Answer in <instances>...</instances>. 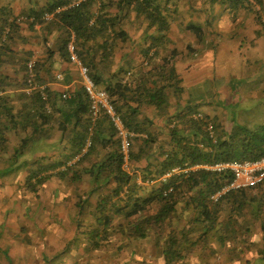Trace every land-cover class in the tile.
Segmentation results:
<instances>
[{"label":"trees","instance_id":"16d2710c","mask_svg":"<svg viewBox=\"0 0 264 264\" xmlns=\"http://www.w3.org/2000/svg\"><path fill=\"white\" fill-rule=\"evenodd\" d=\"M98 1L88 0L62 11L41 25L43 31L36 29V24L42 23L40 17L69 0H48L21 10L35 18L29 23L15 16L10 6L0 9V150H9L11 132L22 136L14 161L24 156L30 145H39V152L47 149L45 155L36 156L33 163L37 165L28 171L26 186L31 190L38 191L54 176L70 185L88 184L89 189L80 193L82 199L75 203L77 230L73 240L85 245L87 254L107 251L119 241L129 246L150 239L165 264H179L208 251L216 254L219 248L214 243L222 246L229 241L236 247L245 232L252 229H241L240 222L246 216L255 220L264 214V182L230 191L214 202L211 195L232 179L230 172L200 169L153 185L141 184L136 178L142 174L144 182L178 165L259 159L264 156V124L253 130L240 127V131L232 130L223 138L217 134V120L199 111L197 104L180 108L185 88L176 64L190 60L183 56L195 58L197 49L187 44L180 50L182 55L179 49L170 48L178 5H169V0H101L102 13L91 23ZM199 1L211 7L226 2L240 4L253 9L261 19L259 10L252 7L253 0ZM254 1L264 9V0ZM29 29L34 35H26ZM132 29H137L139 43L132 40ZM73 31L89 75L109 93L127 127L137 133L130 146V165L138 171L135 174L123 165L120 141L108 117L102 114L93 121L83 85L63 91L44 85L57 60L72 64L67 43ZM186 31L199 42L205 40L206 30L199 25H188ZM33 36L42 37L45 57L36 60L32 77L28 61L36 52L22 46ZM135 44L140 46L146 65L161 56L163 63L146 72L133 71L123 62ZM8 70L24 75L12 77ZM35 84L39 86L31 92L24 91ZM64 93L70 96L63 98ZM140 103L155 106L158 115L167 118L165 134L151 127L152 120L141 118ZM198 112L203 114L200 119L193 117ZM208 123L213 125L214 137L205 128ZM89 138L92 144L87 153L66 166ZM47 141L53 142L50 148L43 144ZM15 166L11 163L10 169L14 168L6 175L14 173ZM257 264H264V245L258 250Z\"/></svg>","mask_w":264,"mask_h":264},{"label":"rangeland","instance_id":"374dc122","mask_svg":"<svg viewBox=\"0 0 264 264\" xmlns=\"http://www.w3.org/2000/svg\"><path fill=\"white\" fill-rule=\"evenodd\" d=\"M47 1L0 0V9L3 6H10L16 13L15 16L18 18L23 17L21 20L24 23H29L28 21H32L30 18L33 16L23 14L21 10L37 7ZM172 2L179 6L177 19L180 25L184 27L191 24L199 25L206 30L205 39L214 37V41L211 40L209 46L210 52L214 56L210 58L208 64L201 71L192 74L191 79L185 81L186 89L183 97L196 103L199 110L203 113H207L214 108L216 112L224 111L227 114L225 128L228 133L232 132V130L240 131V127L253 130L264 124V51H262V44H260L257 51H254L250 42H245V45L250 47L251 54L254 55L252 57L250 55L249 62H246L244 58L247 54L245 49L239 46L237 49L233 48L236 44V39L232 38V34H237L241 29H244L245 21L236 23V21H231L230 18H227L222 22L227 25L223 29H221V26H209L206 21L209 11L198 0H172ZM185 6H188L189 9H185ZM24 17L27 18L24 19ZM42 17H40L42 23L36 24V29L39 26L38 31H43L40 25L44 22H50L44 21ZM135 31L137 29H132L131 33H133V37L137 41L140 36ZM26 35H34V32L27 30ZM177 35H180L179 32H177ZM177 35L175 36L179 39ZM187 41L186 37H183L181 41L173 40L170 48H177L180 51L188 43ZM135 46L140 49L138 44H135ZM225 46L231 52L234 51V59L228 61L223 59L226 54L224 53ZM22 49L36 52L29 59L28 64L30 61H34L35 64L38 58L42 59L45 57V45L42 37L37 39L34 36L31 37L30 42L22 46ZM183 57L190 59L189 62L186 61L188 63L194 60L193 56ZM65 62L68 61H56L54 67H52V74L49 76L45 75L47 82L44 85H49L59 91L65 90L64 85L69 84L72 85L69 90L82 87V79L77 67L72 64L63 67L62 64ZM179 62L180 60L177 63ZM48 66H50V63L44 67L45 73H47ZM59 71L64 73L65 76V80L61 83L55 80L56 73ZM8 72L11 73L12 77L16 78H22L24 75L10 70ZM185 72L181 71L183 74ZM66 80L69 81L67 82ZM24 91L27 92V88ZM8 136L10 137L9 150H0V221H2L1 217L5 218L0 228L1 231L6 229L7 225H11V228L7 234L0 231V264H100L105 259L113 261L111 264H125L124 261H126V264L162 263L159 257L160 252L150 239L138 241L134 246L133 244L128 246L119 241L107 251H91L87 254L85 245L65 238L69 237L71 233L74 234L73 231L70 230L69 233V230L61 225L65 233L58 235L57 232L61 228L57 230V227H49L45 222L51 218L55 220L57 217L54 216V213H59L56 211L60 210L58 207L52 208L54 202L49 197L53 192L46 189V187L43 189L39 187L38 191H34L26 186V177L29 169L37 165L33 161H35L36 156L45 155L44 151L47 149L39 152L37 151L39 145H30L24 156H17V160L14 161L12 157L18 154L16 152L22 141V136H18L14 132H11ZM52 143V141H47L43 144L50 148ZM57 155L54 154L55 157ZM9 157H11L10 160H7ZM11 163L16 164L15 172L6 175L7 172L14 168L10 169L9 165ZM126 169L131 174H135L131 165L127 166ZM139 179L141 178L138 174L136 180ZM59 183L57 180V185ZM77 184H73V188L72 186L68 188L61 187L62 184H59L57 189H62L64 193H69L73 189L71 191L72 194L69 193V195L73 197L74 202H77L82 199L79 194L89 189L88 184L85 182L81 183V187L77 186ZM56 206H59V204ZM16 215L17 217L14 219ZM240 223H243L241 229H245L247 226H252V229L245 232L244 238L238 240L240 242L236 243V247L229 241L222 246L214 243L215 247L219 248L216 254L211 255L208 251L207 254L195 255L189 261L179 264H257L258 250L264 245V230L262 229L264 214L255 220L250 215L246 216L244 222ZM37 230L42 231V234L35 233Z\"/></svg>","mask_w":264,"mask_h":264},{"label":"crops","instance_id":"0c3cea01","mask_svg":"<svg viewBox=\"0 0 264 264\" xmlns=\"http://www.w3.org/2000/svg\"><path fill=\"white\" fill-rule=\"evenodd\" d=\"M199 2H200V4H203L201 1H199ZM251 3L253 4L252 7H254L255 10H259V12L261 13V15H260L261 19L260 20L257 19V14L254 12L253 9H251L249 7H245V6L240 5V4L238 6H236V5H234V3L226 2V3L214 5L212 7L208 4H205L206 8L209 10L208 19L206 17L207 25L212 24L211 26H214V25L215 26H221V29H223V27L227 26V25L223 24L222 22L224 20H226L227 18H230L231 21H236V23H238L240 21H245V28L241 29V31H239L237 34L233 33L232 38L236 39V44L233 47L234 49H237V47L239 46L240 48L246 50L247 54H246V56H244L246 62L250 61V58H249L250 55H251V57L254 55L251 54L250 47L245 45V42H247V41L250 42L251 48L254 49V51H257V49L260 47V44H262V46H261L262 51H264V9L262 10L261 4L255 2L254 0ZM173 4H174V2H172V0H169V5H173ZM96 8L97 9H95L94 12L98 11V13L100 15L102 13L101 0L98 1ZM184 8L189 9L188 6H185ZM177 18H178V16H177ZM174 20L175 21L172 24V29H171V33H170L171 39H173L175 41H178V40L181 41L183 39V37H186L188 40L187 41L188 43L185 44V47L187 46V44H191L193 47H195L197 49V52L195 54V58L193 61H191V63H188L190 61L189 60L188 62H186V64H181V63L176 64V67L178 66V68H177L178 73H180L184 79L183 86L185 88V81L190 80L192 77V74L197 73L198 71H201L208 64V61L210 60V58H212L214 56L213 53L210 52V47H209L211 44V40L214 41L213 40L214 37H211L210 39L206 38L203 42H199L195 36L188 34L187 31L184 32V28L186 26L184 27V26L180 25L178 22V19H174ZM143 24H144V26L146 25V23H143ZM232 25H234V24H232ZM37 27L39 29V26H37ZM227 29H229V28L227 27ZM177 32H179V34H180L179 36L177 35ZM54 33L51 35L52 40L54 39ZM173 34H174V36H173ZM131 35L133 37V33H131ZM175 35H177L179 37V39ZM132 40L136 41V39H132ZM137 42L139 43V39H137ZM185 47L183 49H186ZM133 48L134 49L129 51V55L126 57V60L123 62V63L130 64L128 67L132 68L133 71L146 72L149 69L153 68L154 66L159 67L160 64L163 63L162 58L164 56H161L160 58L156 57V59L154 57L153 58L154 60H152L151 63H149L148 65H146L145 64L146 62L143 61V56L140 53V49H138L135 45H133ZM224 53H226V54L223 57V59H225L226 61H228L230 59H234V54H233L234 51L231 52L227 46H225ZM164 54L165 53H163V55ZM148 62H150V60ZM62 65H63V67H66L70 64L68 62H65ZM181 71H186V72H185V74H183V73H181ZM71 86H72L71 84L64 85V89H67ZM189 103L193 104L194 102H192L189 99L186 100L183 97L180 101L179 106H180V108H184ZM139 107L142 111L141 118H148V119L152 120L153 125L151 127H153V129L157 130L158 132L162 131L165 134V132H166V125L165 124L167 122V118H164V117H161L160 115H158V111L156 110L155 106L140 103ZM197 109H199V108L197 107ZM214 109H211L209 112H207L205 114L211 119L215 118L217 120L218 124L220 125L219 131L217 130L218 136L223 137L222 136L223 134L228 135V131L225 128V125H226L225 121L227 120V114L224 111L223 112H221V111L216 112ZM57 180L60 182L59 184H62L61 187H67V188L69 186H72V188L74 187L73 184L70 185V184H67V182L60 181L58 179V177H56V176L47 180V182H45L41 186L42 189L44 187H46V189H49L53 192V194H51V196L49 197V198H52L51 201L54 202V205L52 206V208L55 209L58 207L60 209V210L56 211L59 213H54L55 214L54 216L57 217V218H55V220H53L54 218H51V219H47L45 222L47 223V225L49 227H57V230L61 228V230L57 232L58 235H61V233H65V230L61 227V225H63V227H65V228H67L69 230V233H70V230L73 231L74 234L71 233L69 237H65L67 240L73 241L75 239L76 230H77V226L74 223V219L77 215V209L75 208L76 202H74L73 197L71 195H69V193L72 194L71 191L73 189H71V191H69V193H67V192L64 193V191L62 189H57V186L59 185V184L57 185ZM53 184H54V186H53ZM57 204H59V206H56ZM16 217H17V215L14 217V219ZM1 220L3 221V220H5V218L1 217ZM2 221H0V225H2ZM10 226L11 225H7L5 227L6 229H2V231L0 228V231L3 232L4 234H7L10 232V228H11ZM35 233L42 234V231L37 230V232H35ZM133 246H134V244H133ZM155 247H156V245H155ZM159 257L161 259L160 261L162 262L161 264H165L163 258L160 255H159ZM111 262H113V261L105 259V261L100 262V264H111ZM124 263L126 264V261H124Z\"/></svg>","mask_w":264,"mask_h":264},{"label":"built area","instance_id":"2783aa9c","mask_svg":"<svg viewBox=\"0 0 264 264\" xmlns=\"http://www.w3.org/2000/svg\"><path fill=\"white\" fill-rule=\"evenodd\" d=\"M88 0H70L68 3L63 4L62 6L57 7L52 12H47L43 15L44 21H52L54 17L61 13L62 11L69 10L80 6L83 2ZM99 17L98 11L94 12L93 19L91 23L95 21ZM27 17H24L26 19ZM23 17L20 18V20ZM34 17H31L30 20H34ZM76 34L73 31L70 35L69 41L67 43V50L69 55V61L73 65H75L79 71L80 78L82 79V85L84 86L88 98L91 103V114L93 121H97L102 114H105L114 128L116 129L117 137L120 141L121 152L123 154V165L126 168L130 165V146L131 139L137 136V133L132 129H129L125 124L121 114L116 110L115 106L111 101V97L109 93L102 87H98L94 80L89 75L88 67L83 63L76 46ZM29 70L31 72V76L33 77V66L34 61H30ZM55 79L57 82H62L64 78V74L62 72H57ZM39 85H32L28 92H31L33 89L37 88ZM43 90L45 87H41ZM45 98H47V94H43ZM70 95L68 93L63 94V98H67ZM194 118L200 119L203 117L201 112L195 113L193 115ZM207 131L210 133L211 137H214V128L211 123L205 126ZM92 142L89 138L85 147L77 154L66 166H71L74 163L78 162L81 157H83L88 148L91 146ZM66 167H62L65 169ZM200 169H205L213 172H217L219 174L230 172L232 179L223 185L220 189L214 192L211 195V200L214 202L219 201L224 195H226L230 191H237L243 188L254 187L264 182V156L260 157L256 160H246V161H238V160H227V161H219L214 163H195L188 166H175L163 174L148 179L146 181H142V174H139L141 179L138 180L139 183L145 185H153L162 182H168L173 177L177 175L188 176L191 172L197 171ZM137 170H133V173H137Z\"/></svg>","mask_w":264,"mask_h":264}]
</instances>
